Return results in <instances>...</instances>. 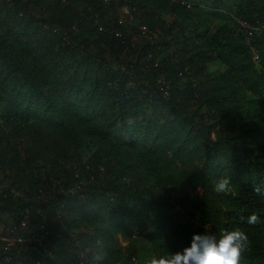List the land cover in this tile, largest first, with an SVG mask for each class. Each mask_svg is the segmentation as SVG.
Here are the masks:
<instances>
[{
	"label": "trees",
	"instance_id": "trees-1",
	"mask_svg": "<svg viewBox=\"0 0 264 264\" xmlns=\"http://www.w3.org/2000/svg\"><path fill=\"white\" fill-rule=\"evenodd\" d=\"M237 227L264 264V0H0V264Z\"/></svg>",
	"mask_w": 264,
	"mask_h": 264
},
{
	"label": "clouds",
	"instance_id": "clouds-1",
	"mask_svg": "<svg viewBox=\"0 0 264 264\" xmlns=\"http://www.w3.org/2000/svg\"><path fill=\"white\" fill-rule=\"evenodd\" d=\"M214 183V191L225 193L230 191L231 180L221 177ZM254 191L260 194V187ZM247 224H256L259 216L253 212L247 217H241ZM250 249L247 234L239 227L232 230H222L218 234L194 235L189 247L182 252L167 254L159 258L153 257L148 264H242L244 254ZM107 252L103 241L97 239L89 246V254L85 264H105Z\"/></svg>",
	"mask_w": 264,
	"mask_h": 264
},
{
	"label": "built area",
	"instance_id": "built-area-1",
	"mask_svg": "<svg viewBox=\"0 0 264 264\" xmlns=\"http://www.w3.org/2000/svg\"><path fill=\"white\" fill-rule=\"evenodd\" d=\"M103 1L106 2L107 0H103ZM241 24L243 25V27H245L249 31L248 34L250 36H252L254 34H257L259 31H261V29H259L257 27L256 28H253V27H248L245 23H241ZM141 30L142 31H145L146 28L145 27H141ZM254 59H256V57Z\"/></svg>",
	"mask_w": 264,
	"mask_h": 264
},
{
	"label": "rangeland",
	"instance_id": "rangeland-1",
	"mask_svg": "<svg viewBox=\"0 0 264 264\" xmlns=\"http://www.w3.org/2000/svg\"><path fill=\"white\" fill-rule=\"evenodd\" d=\"M128 20H130V19H128Z\"/></svg>",
	"mask_w": 264,
	"mask_h": 264
}]
</instances>
